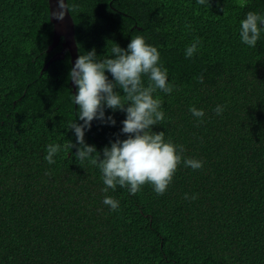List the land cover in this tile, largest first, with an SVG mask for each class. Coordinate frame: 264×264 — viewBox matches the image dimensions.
<instances>
[{
    "label": "trees",
    "instance_id": "1",
    "mask_svg": "<svg viewBox=\"0 0 264 264\" xmlns=\"http://www.w3.org/2000/svg\"><path fill=\"white\" fill-rule=\"evenodd\" d=\"M67 1L78 6L79 55L95 48L103 60L113 42L127 49L135 36L158 48L174 90L154 93L165 119L153 131L203 167L181 163L163 195L151 184L131 195L119 186L104 192L101 172L77 161L76 149L48 164L49 143L76 142L71 57L44 70L64 41L48 52L49 0H0V264H264V32L254 48L239 35L247 12L264 14V0ZM197 38V53L185 58ZM192 106L205 112L203 123ZM105 115L116 124L94 120L85 131L101 156L127 138L126 113Z\"/></svg>",
    "mask_w": 264,
    "mask_h": 264
},
{
    "label": "clouds",
    "instance_id": "2",
    "mask_svg": "<svg viewBox=\"0 0 264 264\" xmlns=\"http://www.w3.org/2000/svg\"><path fill=\"white\" fill-rule=\"evenodd\" d=\"M198 3L206 5L209 0H198ZM77 7L75 4L70 6L65 0H57L56 9L49 10L50 19L62 22ZM261 24H264V14L247 12L240 22V40L254 48L264 32ZM185 27L191 28V25ZM199 45L197 38L186 47L185 58H192ZM106 73H110L112 79ZM68 75L77 87V93L72 95L73 103L78 105L76 119L68 122V130L74 132L76 142L49 143L45 156L48 164H55L59 153L76 149L77 161L81 164L87 162L101 172L106 186L104 192L114 191L119 186L127 188L131 195L145 184H151L157 195H163L181 163L192 170L203 167L202 160L184 156L186 149L183 145L173 143L170 138L166 141L164 131H153V126L165 119L162 101L154 98V93L161 90L171 94L174 86L168 83V69L160 62L158 48L146 43L143 36L133 37L127 49L113 42L110 56L103 60L97 59L95 48L79 55ZM197 79L199 83L204 82L203 75ZM224 107L217 105L214 109L216 115H221ZM106 108L126 113L120 131L127 138L110 141L101 156L95 145L86 143L85 131L91 129L94 120L112 126L116 124L113 116L105 115ZM189 111L203 123L205 112L202 109L192 106ZM184 199L195 200L197 195L186 193ZM103 203L113 211L119 208V201L112 196H105Z\"/></svg>",
    "mask_w": 264,
    "mask_h": 264
},
{
    "label": "water",
    "instance_id": "3",
    "mask_svg": "<svg viewBox=\"0 0 264 264\" xmlns=\"http://www.w3.org/2000/svg\"><path fill=\"white\" fill-rule=\"evenodd\" d=\"M65 2L68 3L67 0H65ZM56 3H57V0H49L50 11H54L56 9ZM51 22L54 27V35H53V42L51 46L49 47L48 52L49 53L52 52L53 49L56 48L58 44L61 43L62 39L64 40L62 43L63 48L60 53H58L54 58H52L46 64L44 70L54 60L64 59L67 52L69 53L71 57V64L73 67L76 59L79 57V49H78V44L76 40V29H75L74 19L71 13H68L62 22L57 21L55 19H51ZM71 86L73 87V93L76 94L77 87L74 85L72 81H71Z\"/></svg>",
    "mask_w": 264,
    "mask_h": 264
}]
</instances>
